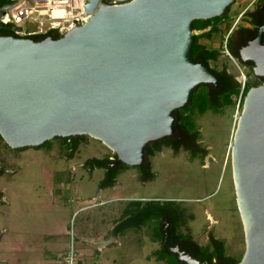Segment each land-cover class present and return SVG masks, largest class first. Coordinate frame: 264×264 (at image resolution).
Returning <instances> with one entry per match:
<instances>
[{"label": "water", "instance_id": "obj_1", "mask_svg": "<svg viewBox=\"0 0 264 264\" xmlns=\"http://www.w3.org/2000/svg\"><path fill=\"white\" fill-rule=\"evenodd\" d=\"M115 1L87 0L88 21L58 37L0 34V136L10 148L88 135L138 166L149 141L180 133L174 110L196 85L219 86L191 57L192 22L222 15L234 0ZM230 160L245 242L236 264H264V83L244 95ZM176 253L185 264H211Z\"/></svg>", "mask_w": 264, "mask_h": 264}, {"label": "rangeland", "instance_id": "obj_2", "mask_svg": "<svg viewBox=\"0 0 264 264\" xmlns=\"http://www.w3.org/2000/svg\"><path fill=\"white\" fill-rule=\"evenodd\" d=\"M21 26L29 28L26 22ZM230 27L221 32L217 29L210 36L203 35L201 29H193L192 34L198 35V41L209 49L215 47L218 50L216 58L208 60L210 68L226 67L242 78L243 67L222 47ZM238 97H234V104L220 106L219 112L208 109L202 114H194L200 134L197 141L200 148H205L204 153L192 156L182 148L173 152L170 147L162 146L149 157L151 170L155 172L152 180L141 182L138 169L128 167L117 175L118 182L102 194V199L108 202L97 208L87 207L93 203L88 195L93 192L95 182L99 185L104 170L87 171L80 164L87 158L114 156L101 141L81 135L85 138L74 156L67 160L62 155L64 148L56 139H51L48 146L23 149L10 148L0 139V168L12 171L0 174V190H6L9 199L12 198L10 210L0 195V227L7 216L13 227L9 236L0 240V264H59L57 257L48 262L45 260L46 256L65 246L62 235L57 234L59 229L67 232L69 239L71 234L75 239L81 229L84 231L90 226L88 234L104 232L107 236L111 224L119 225V230L126 224L129 226L118 232L114 242L101 246L98 251L84 253L85 264H166L155 253L161 248L160 243L149 235L147 226L137 228L134 216L127 220L123 218L127 203L149 199L171 200L180 212L178 232L189 236L201 250H211L212 237L222 239L225 254L238 262L244 253L245 242L230 160V143L242 105V101L238 104ZM61 182L75 185L72 199L83 201L73 203L72 200L70 204L77 206L76 211L57 207L54 199L59 192L53 188ZM74 245L77 248L75 241ZM1 256L7 258V262H2Z\"/></svg>", "mask_w": 264, "mask_h": 264}, {"label": "trees", "instance_id": "obj_3", "mask_svg": "<svg viewBox=\"0 0 264 264\" xmlns=\"http://www.w3.org/2000/svg\"><path fill=\"white\" fill-rule=\"evenodd\" d=\"M7 0H0V6H3ZM220 16L211 18V19H198L192 22L193 29H202L210 24L211 21L218 19ZM217 23L213 25V28L209 31L203 32V35L210 36L211 33L217 30ZM0 34L1 35H9L14 34L13 26L12 25H4L0 23ZM58 37V34H55ZM46 36L45 34H39L36 37L38 39L43 38ZM199 36L193 35L192 45H191V57L193 60H197L198 57L208 65L209 59H214L217 56V51L214 49H209L205 45L201 44L198 41ZM209 66V65H208ZM210 70L215 73L218 78L220 79V86L215 88L213 85L208 83H200L196 85L191 94L190 98L186 105L176 108L174 110L175 115V127L176 130L184 134V138L182 139H174L172 135L164 136L162 138L149 141L145 146V152L153 153L155 150L161 149L162 146L170 147L174 150V152L178 151L180 148L189 150L192 156H196L197 154H202L205 152V148H200L198 143L199 129L196 126L194 120V114L199 113L202 114L208 109H212L215 112L220 111V106L234 104L235 98H237L240 94L241 90V83L234 79V76L228 74L226 72V67L222 69H213ZM235 97V98H234ZM243 99V94H242ZM241 99V101H242ZM241 103V102H240ZM178 134V133H176ZM175 134V135H176ZM0 139L2 137L0 136ZM54 139H58L57 137ZM62 141L67 142V147L71 148L72 153L77 149L78 143L82 140V136H73L63 137L61 138ZM51 140L45 141L41 146H48ZM26 148V147H23ZM21 148V149H23ZM116 157V156H115ZM109 162L108 157L103 158H88L84 161L83 166L88 170H92L94 168H104V178L99 182L100 188L111 187L114 183V178L126 168L127 165L121 163L116 168H111L107 163ZM140 176L139 179L141 182L147 181L149 178L146 174L144 168H140ZM1 173V172H0ZM169 204H173L172 202H168ZM158 201L150 200L141 202L140 200H133L128 204V207L123 211V218L125 217L126 220L130 219L132 216L135 218L134 224L138 228L141 225H147L148 216L151 212V216L155 218H159L161 216L160 211H158ZM175 219H180V214L175 213ZM122 219V218H121ZM178 225V222L176 221ZM119 225H114L113 233H118L120 230L124 229L126 226L128 227L129 224H126L124 227L118 229ZM154 238L159 239L160 235L158 229L155 227L153 232ZM190 238L189 236H185ZM209 245L211 246V250L205 248L204 250L198 246V248L210 259L212 258H220L227 264H236L237 261L225 254V247L224 241L219 238L212 237L210 240ZM160 259H164L166 264H184L180 262L179 258L176 255H172L162 248L158 249L155 252Z\"/></svg>", "mask_w": 264, "mask_h": 264}, {"label": "flooded vegetation", "instance_id": "obj_4", "mask_svg": "<svg viewBox=\"0 0 264 264\" xmlns=\"http://www.w3.org/2000/svg\"><path fill=\"white\" fill-rule=\"evenodd\" d=\"M233 21L234 24H232ZM213 25L214 24L212 23L208 24L206 27L202 28L201 30L203 32L209 31L213 28ZM227 27L230 28L228 29L226 39L224 40L227 50L226 54L243 67V75L242 78H238L236 75L230 72L228 68H226V72L228 74L233 75L234 79L241 83V86L243 83V98H244L246 91L250 87L258 86L264 83V0H234L231 4L228 5L226 11L222 15H220V18L218 19L217 22L218 31L221 32L225 30ZM212 49L216 50L215 47ZM256 57H258L261 63L259 72L255 71L256 63L254 58ZM199 59L201 58L198 57L197 60ZM220 85L221 84H219V86ZM219 86L215 88H218ZM76 136H81V135H75L73 136V138H75ZM172 137L174 139H182L184 138V134L180 132L176 135H172ZM57 138L58 139L56 140H58L59 145L62 148H64L65 151L64 154H62L63 157L67 160L71 159L74 156V153H72L71 148L67 147L66 144L67 142L61 140V138L63 137H57ZM84 138L85 137L82 136V140ZM159 150H155L153 151V153L145 152L144 162L141 165L133 166L138 169L139 176H140L139 169L140 168L145 169L146 174L149 178L147 181L152 180V178L155 176V172L151 170V163L149 157L153 156L154 152H157ZM186 151L189 152V150ZM115 156H116L115 153L113 157L107 156L109 159V162L107 164L111 168H116L118 165L121 164V162H117V157ZM80 165L83 166V164ZM102 169L105 172V169L104 168ZM0 172H1L0 174H2L3 172L5 173L12 171L11 170L8 171L7 169L6 171L5 170L2 171V169L0 168ZM116 177L114 178V183L112 186H114L118 182ZM103 178H104V174L101 180ZM153 200L158 201V205H159L158 211H160L161 216L159 218L152 217L150 212L146 226L150 236H153L155 227L158 229L160 235L158 239L160 243V247L164 251L172 255H176L177 257L178 254L176 253V250L180 248L188 253H193L196 257H201L202 259H210L198 248V245L191 238H187L184 236V234L177 231L176 221L179 222V220L175 219L174 216L175 213L180 214L178 207L175 206V204L168 205V202H172L171 200H163V199H153ZM147 201H150V199ZM128 204H130V202L127 203V205ZM210 260H211V264H223V263L227 264V262H224L220 258L214 257Z\"/></svg>", "mask_w": 264, "mask_h": 264}, {"label": "built area", "instance_id": "obj_5", "mask_svg": "<svg viewBox=\"0 0 264 264\" xmlns=\"http://www.w3.org/2000/svg\"><path fill=\"white\" fill-rule=\"evenodd\" d=\"M116 4L115 0H105ZM87 0H7L0 6V23L12 25L14 33L21 36L48 35L50 33L64 34L76 25L88 21L91 13L85 12ZM28 23L25 29L21 23ZM226 53L225 43L222 45ZM243 94V83L238 97L240 104ZM59 264H85L84 258L71 240Z\"/></svg>", "mask_w": 264, "mask_h": 264}, {"label": "crops", "instance_id": "obj_6", "mask_svg": "<svg viewBox=\"0 0 264 264\" xmlns=\"http://www.w3.org/2000/svg\"><path fill=\"white\" fill-rule=\"evenodd\" d=\"M80 167H83V166L80 165ZM74 186L75 185H73L70 182H61L53 188V189H55V191L59 192L58 194H55L56 197L54 199L58 203V205L56 204L58 208H61V209L65 208V209H67V211L74 209L76 211L77 206L70 204L73 200L72 198L75 197V193L73 195L74 191L72 190ZM108 188L109 187L100 188L98 185V182L97 183L95 182L94 187L91 189V191L93 190V192L89 193V195H88V198L90 200H92L93 203L88 205L87 207L97 208V207L103 205L106 201L108 202V200L102 199V197H101L102 194L104 193V191L107 190ZM87 190H90V189H87ZM0 195H1V201L3 203H5V205L7 206L8 209L12 210V203H11L12 198L9 199L7 191L6 190H0ZM77 200H73V203H75ZM77 202L82 203L83 201H82V199H79ZM10 210H9V212H10ZM7 212H8V210H7ZM4 219H5L4 223H2V225L0 227V234H1L0 240H4L6 237H8L10 234V230L13 228L12 224L9 223V217L7 216ZM113 227H114V225H112V224L109 226V229H108L109 235H107V236H104V232H101V234L100 233L88 234V232H90V230H91V226L88 228L86 227V229L84 231H82V229H81L78 232L77 236H75L74 241L76 242L77 249L82 254V256L85 258L84 255L86 253H92V252L98 251L101 246H106L107 244H110L111 242H114L115 240H117V237H118L117 234L118 233H116V234L113 233ZM57 234L62 235L61 240L63 242H65V246L62 247L61 249L57 250L56 252L54 251L51 255L46 256L45 260L47 262L50 259L55 258V257L59 258L58 260L60 261V257H59V256H61L60 254L64 253V251L67 248L66 244H68L71 240V238L70 239L68 238L67 232H65L61 229H59L57 231ZM1 260H2V262H7V258H4L3 256H1Z\"/></svg>", "mask_w": 264, "mask_h": 264}]
</instances>
